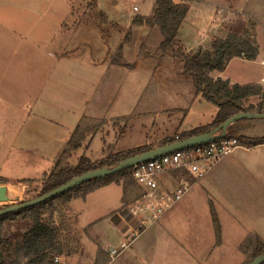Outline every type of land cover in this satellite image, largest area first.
<instances>
[{
	"label": "rangeland",
	"instance_id": "obj_1",
	"mask_svg": "<svg viewBox=\"0 0 264 264\" xmlns=\"http://www.w3.org/2000/svg\"><path fill=\"white\" fill-rule=\"evenodd\" d=\"M173 1L175 4H186L189 7V17L186 20V26L184 25V36L188 41L194 43L209 39V25L205 19L200 17V13L208 8L206 7L208 2L230 9L229 11L223 10L221 18L215 22L218 26L223 27V30L224 27H227L226 37H246L264 51V0ZM134 8L137 11H134ZM155 9L156 0H0V84L4 81L10 83L11 88L14 89L13 102L16 103L14 110L9 109L8 105L11 104V99H3L0 94V138L3 140L7 128L11 132L20 131L28 124L27 121L33 119L34 116H29L31 112L20 109V106L28 102L29 89L33 88L31 83L39 84V73L44 71V67L50 73L53 71L49 53L55 55L63 51L74 59L78 57L88 59L93 55L103 56L106 41L104 36L113 33L115 29H118V26L125 31L127 36L131 35L132 37L131 39L129 37L128 40L131 41H127L125 44L126 50L127 48L128 50L133 49L135 45L133 33L136 27H133L132 24L137 25L134 23L136 19L152 18ZM64 26L74 29L72 35L61 37L60 32L67 30ZM114 42L112 40L111 47H113ZM162 42L163 36L156 26L150 39H143L141 43L144 45L142 54L155 52V54L161 55L158 50ZM60 44L62 45L61 48ZM161 65L163 68L157 77L153 78L151 68H143L140 74L135 78L133 77L141 83V87L138 86L136 90L132 89L134 93H130L128 85L117 95L118 87H114L112 84L109 94L99 93L94 97L91 107L97 102L103 103V108L99 112L100 117L105 115L102 113L103 109L110 103L114 104L112 116L118 113V109L120 113H129L132 117L123 121L114 120L109 126L104 121L97 124L94 120L84 119L80 124L82 130L93 129L95 132L89 133L82 147L63 160V167L74 168L83 156L97 160L104 155L106 156L105 160L108 157L135 150L146 144H150L149 146L156 149L161 147L164 139L194 131L214 121L216 113L213 105L206 104L201 100L202 103L199 101L192 102L190 92L193 90V85L191 79L183 81L181 77L177 76L178 71L176 73L173 69L166 67V60ZM7 66L8 68H6ZM3 71L8 73L5 78ZM68 72L69 70L64 68L62 89L60 94L58 93L62 99V104H67L70 100H77L71 94L70 83L73 82V77L68 75ZM248 73L258 77L263 75V69L259 65L234 61L228 75L239 81H246L245 77ZM110 76L113 79L115 74L108 75V77ZM133 78L128 82L133 81ZM254 86L260 88L261 93L259 96L245 101V106H254L256 109L262 105L264 109V83ZM37 88L39 89V87ZM36 96L38 95L34 97ZM83 96L79 95L78 98H84ZM161 109H171V112L169 115L159 113L157 116ZM51 117L54 120V112H52ZM227 134L238 138H264V119L238 121L228 129ZM1 144L4 147V152L0 156V170H14L21 176L30 175L31 178L29 179L32 181L28 185H20L23 194L19 196L12 195L14 194L13 187L0 189V196H2L0 197V210L38 198L43 191L45 174L54 167L56 160L59 159L58 156L67 147V142L58 148L60 144L54 140L39 142L36 138L24 143L3 142ZM245 159L257 163L262 159V156L258 154L248 155L245 156ZM167 176H161L160 180L169 182ZM1 177L3 176L0 175ZM186 179H189V176H186ZM200 179L197 178L196 180L202 181L203 177ZM238 179L240 178L237 175L231 174L229 178H223L221 182L246 184L249 181V186L245 190L235 191L236 197L243 202L246 210L254 211V213L264 212V203H261V201L264 202V196L261 195L263 192L254 183H251L248 177L247 182L246 179L244 182H239ZM121 185L125 195L128 196L126 205L139 196L137 185L132 177L123 181ZM192 188L193 186L180 202L187 197ZM73 197L54 199L42 208L41 213L43 214V222L57 231L55 242L64 251V255L61 257L63 263L61 264H64V261L71 257L70 261L75 264H86L90 260V253L92 252L89 247L86 249L87 233L83 228L86 221L91 218L87 213H91L92 209H84L80 202H72V209L75 214L72 215L69 203L74 199ZM106 199L108 198L100 196L99 200L95 202L94 208L98 209L95 213L98 214V212L107 209L108 201ZM31 227L32 221L29 214L18 215L14 219L2 222V234L4 239L9 242L7 249L10 252H13L22 243L25 234ZM85 251L88 252L85 253ZM117 251L120 252L119 247ZM245 255L244 264H249L253 254L248 252ZM240 257L236 254L222 256L214 254L211 259L213 262L220 260L217 261V264H238ZM98 258L99 261L96 264H102V255H98ZM56 259L54 264H60V261L55 262Z\"/></svg>",
	"mask_w": 264,
	"mask_h": 264
},
{
	"label": "crops",
	"instance_id": "obj_2",
	"mask_svg": "<svg viewBox=\"0 0 264 264\" xmlns=\"http://www.w3.org/2000/svg\"><path fill=\"white\" fill-rule=\"evenodd\" d=\"M206 4L208 8H205L203 13H200V17L205 19L209 25H207L210 32L209 39L192 43L184 36L185 23L190 13L188 10L176 39L177 48L180 47L186 54L193 55L199 50L210 51L214 41L227 38V27H224L223 30V27L218 26L215 22L221 18L223 10L229 11L230 9L215 3L207 2ZM132 26L136 27L133 33L135 42L133 49L128 50L127 48L126 50L125 44L127 41L130 42L132 37L131 35L127 36L125 31L118 26V29H115L113 33H108L104 36L106 41L103 56L93 55L88 59L81 57L74 59L63 51L55 55L49 53L53 71L50 73L44 67V71L42 70L39 73V84H36V82H34L35 84L31 83L33 88L29 89L28 102L20 106V109L30 111L29 116L34 117L27 121L28 124L20 131L11 132L8 128L6 129L3 140L0 138V156L4 152V147L1 144L3 142L24 143L27 140L31 141L36 138L39 142L54 140V142L60 144L58 148H61L65 142L68 143L74 131L84 119L94 120L97 124L104 121L107 126L114 120L123 121L130 119L132 115L120 113L118 109V113L112 116L113 103L103 109L102 113L105 115L100 117L99 112L103 108V103L97 102L92 107L91 103L94 102V97L99 93L103 95L109 94L112 84L114 87H118L119 92H117V95L128 85L130 93H134L132 89L136 90L138 86L141 87V83L134 78L141 73L143 68H151L153 70V78L157 77L163 68L161 63L166 60V67L173 69L174 72L178 71V73L176 72L177 76L181 77L183 81L191 79L183 73L184 65L182 60L175 57L172 52H168L165 55H157L155 52H150L146 55L142 54L144 45L141 43L144 38L150 39L156 26L133 24ZM66 29V31L60 32L61 37L72 35L74 29L68 27ZM124 34L125 38L123 39ZM129 37L130 39L128 40ZM112 40L115 41L114 48L111 47ZM256 47L258 54L254 61L236 58L228 64L223 73H213L211 77L214 80H228L231 85H260L264 78V73L258 77L248 73L245 77L246 81H239L235 77L228 75L234 61L249 65H259L263 69L264 51H262L260 46L256 45ZM118 51L119 54H117ZM64 68L68 69V75L73 77V82L70 83L72 87L71 94L77 98V100H70L67 104H62V99L59 97L62 89ZM3 73L5 78L8 73L6 71H3ZM32 74L34 75V73ZM110 74H115L113 79L111 76L108 77ZM131 78L134 80L128 82ZM192 85L193 90L190 92L193 99L192 102H200L201 100L206 104H211L196 93L193 81ZM0 86L1 97L7 100L11 99L12 102L11 104L9 103L8 107L14 110L16 108V103L13 102L12 96L14 89L11 88L10 83L5 81ZM35 95L38 96L34 97ZM79 95H84V98H78ZM52 112H54V120L51 117ZM169 112H171V109H161L158 111L157 116L159 113L169 115ZM47 113L50 114L47 115ZM215 113L216 115L218 113L217 107H215ZM149 145L146 144L145 146ZM255 154L262 156L259 162L255 163L245 159V156H253ZM105 157L103 155L97 160H90L92 162H100ZM263 158L264 145H259L252 149L234 147L226 157L217 162L210 171L202 176V181H198L196 180L197 178H193L186 173L183 175L175 173L169 177L167 176L169 182L160 180L159 184L163 190L173 191L177 187V181L180 177L186 179V176H189L190 180H187L191 182L193 188L187 197L170 209L156 225L144 231H139L138 225L130 220L127 213V208L141 196V190L138 187L139 196L127 205L128 196L125 195L121 184H112L89 194L85 198L73 199L69 203L72 215H75L72 209V202H80L82 208L92 209L93 212L87 213L91 218L86 221V225L83 228L87 233L86 249L89 247L92 252L90 253V260L86 264H96L99 261L98 255L100 254L103 257L102 264H217V261L220 260L213 262L211 259L214 254H219L220 256L228 254L240 255L238 264H244L246 261L245 254H248V252L253 254L256 240H264V212L254 213V211L246 210L243 202L236 197L235 191L237 192L239 189L245 190L249 186V181L247 182L249 179L251 183H254L263 192L260 194L264 196ZM231 174L237 175L240 178L238 179L239 182H244V179H246L247 183L231 184L221 182L223 178H229ZM0 175L3 176L0 178L2 180L0 188L13 187L15 185L11 184L19 181H32V179H29L31 178L30 175L21 176L14 170H0ZM202 177L200 178L202 179ZM196 187L198 189H195ZM12 195L10 196L12 197ZM100 196L108 198L106 199L108 204L106 210L97 214L95 211H98V209L94 208V204L99 200ZM261 203L263 204L264 202L261 201ZM259 206L261 205L259 204ZM212 211H214L218 219L219 234ZM135 234L137 235L134 236ZM249 240L252 241L249 242ZM118 247L120 248L119 255L112 258L111 251L117 250ZM71 258H67L64 264H67ZM59 261L60 264L63 263L61 257ZM68 264L75 263L70 261Z\"/></svg>",
	"mask_w": 264,
	"mask_h": 264
},
{
	"label": "trees",
	"instance_id": "obj_3",
	"mask_svg": "<svg viewBox=\"0 0 264 264\" xmlns=\"http://www.w3.org/2000/svg\"><path fill=\"white\" fill-rule=\"evenodd\" d=\"M188 9V5L175 4L173 0H156V9L152 18L136 19L134 21L137 25L157 26L159 28L163 36V42L159 47L158 53L163 55L172 52L175 57L182 60L184 65L183 73L185 76L192 79L196 93L201 95L205 101L218 108V113L210 125L181 135H176L174 138H168L164 140L161 147L181 142L195 136L212 133L227 120L241 113L264 114L262 105H259L256 109L254 106H245V101L260 95V88L251 85H231L228 80H214L211 77L213 73H223L228 64L236 58L254 61L258 54L255 44L251 43L246 37L229 36L225 40L219 39L214 41L210 51L199 50L193 55L186 54L183 49L180 47L177 48L176 39L188 13ZM91 132H95V130H82L80 125L76 128L67 143L66 149L62 152L54 167L45 174L43 191L39 197L56 190L84 174L105 168H114L127 159L154 150L152 146H144L126 153L108 157L100 162H92L90 159L83 156L74 168L63 167V160L70 157L74 152H77ZM230 141H234L236 147H244L247 149L264 145V138H238L231 134H227L223 140L217 141L216 143L219 144L221 142ZM131 177L130 169L105 179H94L58 198L74 196V199H82L112 184L120 185L123 181L129 180ZM1 183L2 180H0V185ZM29 183H31V181H22L11 185H28ZM6 188L7 187H1L0 189ZM50 202L51 201H48L37 207L11 214L0 219V264H54L55 258H60L64 255L63 248L57 246L55 242L57 231L55 228L43 222L41 210ZM25 214L31 216L32 227L25 234L22 243H20L13 252H10L7 249L9 242L4 239L2 234L1 224L5 220L14 219L18 215ZM212 215L219 234L218 219L214 211H212ZM262 255H264V240L257 239L254 245L252 261Z\"/></svg>",
	"mask_w": 264,
	"mask_h": 264
},
{
	"label": "built area",
	"instance_id": "obj_4",
	"mask_svg": "<svg viewBox=\"0 0 264 264\" xmlns=\"http://www.w3.org/2000/svg\"><path fill=\"white\" fill-rule=\"evenodd\" d=\"M134 11L137 9L135 8ZM262 66L264 73V62ZM262 83H264V78ZM235 145L234 141L219 144L215 142L179 151L133 167L131 176L141 190V196L127 208L130 220L138 225L139 231L156 225L170 209L183 199L192 186L191 182L180 177L175 190H163L159 184L161 176L186 173L193 178H200L226 157L236 147ZM118 255L117 250L111 251L112 258ZM58 261L56 259L55 262Z\"/></svg>",
	"mask_w": 264,
	"mask_h": 264
},
{
	"label": "water",
	"instance_id": "obj_5",
	"mask_svg": "<svg viewBox=\"0 0 264 264\" xmlns=\"http://www.w3.org/2000/svg\"><path fill=\"white\" fill-rule=\"evenodd\" d=\"M244 119H264V114H250V113H241L238 114L229 120H227L224 124H222L220 127L215 129L212 133L209 134H203L199 136H195L186 140H183L181 142L173 143L164 147L156 148L152 151L137 155L133 158L127 159L117 165L114 168L111 169H101L94 172H89L87 174H84L80 177H77L73 179L72 181L66 183L65 185L57 188L56 190L42 196L38 197L36 199H33L28 202H24L22 204L13 205L10 207H7L5 209L0 210V219L15 214L24 210H28L30 208L37 207L41 204H44L48 201H52L61 195L80 187L94 179H105L108 177L115 176L123 171L130 170L133 167L147 163L156 159H159L164 156L171 155L173 153L192 149L195 147H200L208 144L215 143L217 141H221L225 138L227 135L228 129L238 121L244 120ZM14 190L13 193L15 196H19L23 194L22 186L15 185L13 186ZM250 264H264V255L256 258L253 260Z\"/></svg>",
	"mask_w": 264,
	"mask_h": 264
}]
</instances>
